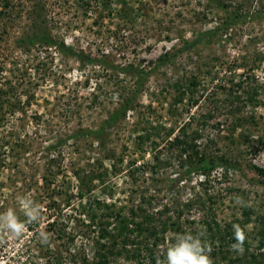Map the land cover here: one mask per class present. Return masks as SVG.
Instances as JSON below:
<instances>
[{
    "label": "rangeland",
    "instance_id": "rangeland-1",
    "mask_svg": "<svg viewBox=\"0 0 264 264\" xmlns=\"http://www.w3.org/2000/svg\"><path fill=\"white\" fill-rule=\"evenodd\" d=\"M228 12L241 21L223 27ZM46 27L95 60L80 63L21 41ZM164 54L170 59L157 64ZM129 67L149 75L106 128L103 144L72 137L97 128L131 96L136 77ZM190 80L195 104L182 95ZM0 91V212L16 208L25 220L16 202L23 194L43 205V220L21 237L0 230V264H95L97 223L114 222L105 205L124 213L140 204L181 209L206 191L219 223L241 219L248 208L250 231L264 215V174L255 169H264V0H0ZM254 91L258 104L248 101ZM182 131L199 151L232 167L216 168L205 181L188 173L192 157L171 143ZM183 210L184 232L210 217ZM41 223L46 243L38 237ZM177 233L166 234V247ZM108 264L139 263L121 250Z\"/></svg>",
    "mask_w": 264,
    "mask_h": 264
},
{
    "label": "trees",
    "instance_id": "trees-1",
    "mask_svg": "<svg viewBox=\"0 0 264 264\" xmlns=\"http://www.w3.org/2000/svg\"><path fill=\"white\" fill-rule=\"evenodd\" d=\"M108 1V0H107ZM124 3V0H119ZM107 4V2H105ZM104 3V4H105ZM7 6V2L3 4ZM105 6V5H104ZM219 7L226 9L225 5L219 4ZM125 13V12H124ZM126 14V13H125ZM242 15L240 13L228 12L224 21L223 27L229 24H234L241 21ZM220 28V27H217ZM47 31H39L32 35L26 36L21 41L23 44H31L36 42L43 48L52 47L59 53H68L72 55L80 63L91 62L95 59L89 53H83L82 51H76L68 46L63 40L58 41ZM216 28L207 29L201 33L195 35L191 40L184 41L177 50V52H184L193 48L198 43L206 39L209 34H213ZM171 56L164 54L157 60V64L162 65ZM125 70L135 74L136 82L135 89L131 96L126 98L123 103L117 109L106 118L101 121L99 126L95 129H80L71 134L74 138H91L96 141L99 145H102L106 137V128H109L115 124L118 117L125 112L129 107L132 98L138 93L142 80L146 79L149 75L148 71L139 70L133 67L126 68ZM195 84L194 81L190 80L187 87H183L182 95L187 94V99L190 104H195L197 100L194 98V91L191 88ZM176 89L179 85L175 84ZM191 86V87H190ZM2 91H0L1 93ZM256 91L248 95V101L258 104L259 101L255 99ZM182 98V97H181ZM234 99H240V96H234ZM181 99H175V101ZM187 133L182 131L181 135L174 137L171 143L178 147V151L181 154H185L188 159L192 157L187 168V172H197L203 180H208V177L218 167H232L229 160L207 154L197 149V145L192 139L188 140ZM193 162V164H192ZM256 171L260 174H264V169L255 167ZM98 179H102V173H96ZM88 180H91L90 177ZM93 180V178H92ZM203 196L195 194L193 198L188 199L183 203V208L170 207L163 205L162 208L157 210H147L145 207H141L142 204L135 208L130 207L126 213L122 212L123 207L118 209H109V205H105L108 209L106 213L107 218H113L114 222L109 221L97 223V232L91 239L93 246V255L91 259L95 264H108V260L112 256H120L121 250H125L129 253V256L135 258L137 263L146 261L149 264H157L160 258H164V251L166 245L164 243L166 234L168 232L182 233L180 218L183 215V209L190 210L192 207L199 209L204 215H210L209 218L203 217L198 223L197 228L190 229L189 232L193 234L202 233V239L205 240L211 246V259L213 264H264V215L261 214L258 217L260 223L248 231L245 225L250 220L252 210L243 208L241 211L240 218H235L233 221H225L219 223L215 218V213L212 212L210 204L214 203L212 197L206 191H203ZM202 198V199H201ZM144 201V200H143ZM142 201V203H143ZM207 201V205L206 202ZM95 206H99L97 200H94ZM112 207V206H111ZM171 213V215H170ZM193 224V221H188ZM239 231L243 235V241L241 244L242 251L233 250L232 245L236 244V232ZM164 245L162 249H159V245ZM120 245V249L117 247ZM129 245V246H128ZM128 246V247H127ZM132 246V247H131ZM158 251L162 252L160 255ZM141 260V261H140ZM83 261H86L83 259Z\"/></svg>",
    "mask_w": 264,
    "mask_h": 264
},
{
    "label": "clouds",
    "instance_id": "clouds-1",
    "mask_svg": "<svg viewBox=\"0 0 264 264\" xmlns=\"http://www.w3.org/2000/svg\"><path fill=\"white\" fill-rule=\"evenodd\" d=\"M16 202L25 220L20 219L16 208L9 207L0 212V230L5 231L12 238L24 235L28 224L39 223L43 220V205L36 202L32 196L20 195ZM38 237L40 243L48 241V233L43 230L42 223ZM235 238L237 243L232 245L233 250L242 251L243 235L237 231ZM210 253L211 246L202 239V233H177L170 245L166 247L163 261L158 264H213Z\"/></svg>",
    "mask_w": 264,
    "mask_h": 264
}]
</instances>
